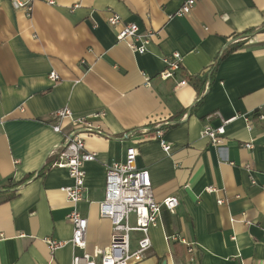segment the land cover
<instances>
[{"label": "crops", "instance_id": "0c3cea01", "mask_svg": "<svg viewBox=\"0 0 264 264\" xmlns=\"http://www.w3.org/2000/svg\"><path fill=\"white\" fill-rule=\"evenodd\" d=\"M47 1H35L27 18L0 0V188L33 175L13 198L0 195V264H70L81 253L68 243L72 206L60 192L71 185L66 170L36 177L72 129L64 120L59 133L52 130L63 108L74 118L104 113V136L85 138L95 161L83 166L82 200L74 206L87 220V253L111 237L98 212L104 166L123 162L135 147V166L148 171L155 200L178 201L149 230L151 248L139 264H264V127L252 120L264 108V0H197L183 17L174 14L187 0ZM111 13L121 25H107ZM123 24L156 33L146 53L117 42ZM175 54L180 70L162 80ZM216 113L224 120L245 115L252 128L243 118L227 124L217 149L201 136L205 124L220 125ZM46 238L68 244L50 254ZM139 238L132 233L131 249Z\"/></svg>", "mask_w": 264, "mask_h": 264}, {"label": "built area", "instance_id": "2783aa9c", "mask_svg": "<svg viewBox=\"0 0 264 264\" xmlns=\"http://www.w3.org/2000/svg\"><path fill=\"white\" fill-rule=\"evenodd\" d=\"M37 0H10L12 8L21 11L27 18H30L33 11V4ZM197 0H187L180 9L174 14L175 17L187 16ZM48 4L54 5L49 0ZM107 25L115 28L121 25V19L117 14L111 13L107 19ZM156 33L146 31L141 33L136 24H123L119 29L116 40L125 43L132 54L143 55L147 51ZM180 57L175 54L166 61V69L162 71L159 77L162 80L170 79L180 70ZM52 83H57L60 78L55 72H50L47 76ZM263 108L254 112L257 114V120L263 121ZM220 125L216 128L205 124L201 131L202 138L208 143L219 149L225 141V126L238 118H243L249 129L252 128V120L245 115H235L228 120L221 118L216 113ZM104 117V113L92 114L86 117L74 118L68 108H63L53 114L56 124L52 130L56 133L60 131V123L69 120L72 125L71 131L65 136L64 144L56 148L57 160L51 168L64 169L67 172L71 185L60 188V192L70 203L71 210L67 219L72 225V236L68 242L75 250L80 251L72 257L70 264H139L142 262L151 248L149 230L157 227L161 222L163 211L173 214L178 206L175 197L164 198L156 201L153 195L152 184L147 170H139L135 166L138 151L135 147H129L125 152V158L121 163H113L104 166V199L98 204L99 216L106 219L111 225V237L107 247L99 248L89 254L86 249V230L87 220L74 208L82 200L84 189L85 173L83 166L86 163L94 162L95 156L85 147V138L91 136H104V132L98 123L99 119ZM161 138V134L157 133ZM160 145L164 153L168 154L170 146L160 139ZM245 148H251L250 144H244ZM207 193H213L215 189L207 188ZM223 200H218L217 204H223ZM132 233L140 234L137 240L136 248L131 249ZM172 240H178L187 247L190 253L192 248L182 238L171 237ZM169 239V237H168ZM49 253L63 248L68 243L44 239Z\"/></svg>", "mask_w": 264, "mask_h": 264}, {"label": "trees", "instance_id": "16d2710c", "mask_svg": "<svg viewBox=\"0 0 264 264\" xmlns=\"http://www.w3.org/2000/svg\"><path fill=\"white\" fill-rule=\"evenodd\" d=\"M245 37H246V36H241V37H239V38H240V39H242V38L245 39ZM236 43H239L238 40L236 41ZM236 43H235L234 45H230L227 49L224 50V52L221 54V56H220V58H219V60H218V63H219L220 60H222L223 58L227 57L229 54H231L232 52L235 51V49L237 48L236 46L238 45V44L236 45ZM235 45H236V46H235ZM218 63H217V65H218ZM216 68H217V67H215V69L212 70V72L215 71ZM210 78H211V75H210ZM210 78H209V79H210ZM190 83H191V86L194 87L195 91H197L198 93H200L201 90H200L199 87H197L198 82H197L196 80H192V81H190ZM198 103H199V102H198ZM255 113H256V112H255ZM262 113H263V115H264V108H263ZM257 117H258V115H257V114H254L252 120H253L254 122H258ZM259 122H260V121H259ZM260 124H261L262 127H264V120L261 121ZM174 126H175V125H166V126L163 127V129L168 130V129L173 128ZM56 160H57V154H54V153H53V154L47 156V158H46V160H45V162H44L42 168L36 173V177H37V178H39V177H43V176L45 175V173L48 171V169L51 168V166L53 165V163L56 162ZM32 177H33V175H29V176H27L23 181H21V182H19V183H16V184H13V183L11 182V180L9 179L8 182H7V184H4V185L0 188V195H6V196H7V199H11V198H13V197L15 196V193H16L15 189L18 188L19 186L25 184V183L28 182L29 180H31Z\"/></svg>", "mask_w": 264, "mask_h": 264}]
</instances>
